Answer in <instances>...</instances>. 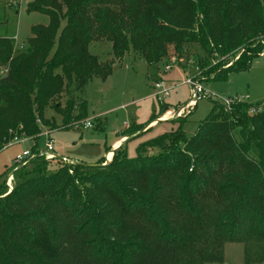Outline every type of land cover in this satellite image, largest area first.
I'll use <instances>...</instances> for the list:
<instances>
[{"label": "trees", "instance_id": "1", "mask_svg": "<svg viewBox=\"0 0 264 264\" xmlns=\"http://www.w3.org/2000/svg\"><path fill=\"white\" fill-rule=\"evenodd\" d=\"M88 1L33 0L34 7L27 11L45 13L49 22L32 26L28 47L12 56L13 63H7L12 41L0 36V70L4 69L0 75V150L17 137L32 140L31 150L37 152L36 143L42 130L38 121L54 124L46 117L48 107L61 115L65 129L82 123L87 117V101L78 98L75 92L83 91L93 76L106 78L113 66L112 62L102 63L98 55L90 53V43L97 35L106 33L112 39L117 58L131 46L149 64L156 63L165 51L148 50V45L144 41L141 45L131 32L129 39H122V32L128 31L131 22L154 29L173 26L189 32L190 38H195L204 49L212 45L224 54L244 46L246 50L234 63L217 71L210 70L214 79H226L233 70L248 69L251 59L264 49V8L256 10L253 5L244 4L238 8L246 13H240L236 7L227 6L224 21L199 23V32L192 35L191 24L172 9V0H158L156 13L149 10L147 0H129L123 9L97 5L95 12L88 13L84 7ZM231 1L238 6L239 0ZM64 7L68 18L59 32V17L54 15ZM248 23L252 24L251 28L243 32ZM64 93L68 97L62 104ZM236 128H240L242 141L233 133ZM178 142L183 144L182 148L195 152L193 160L182 150L160 151L152 156L138 152L129 157L120 145L107 164L76 162L73 166L76 171L95 174L99 193L120 199L125 184L132 194L130 199H138L140 206L136 208L144 216L138 218V228L132 232L135 245L127 246V264H204L213 256L207 258L195 238L202 229L214 236L212 249L220 248L223 240L247 238L254 233L261 238L263 249L258 260L264 261V100L244 102L232 98L228 108L216 102L196 134L189 138L182 134ZM57 157L54 171L48 170L50 160L42 155L30 158L27 162L47 163L41 167L45 172H31L37 174L33 176L21 174L22 179L13 190L0 198V264L6 260H10L8 264H23L29 255L31 264H119L114 259L100 258L91 249L92 240L84 232L82 222L74 227L72 221H62L61 211L68 206L55 196L54 188L59 177L70 168L62 162V157ZM182 168L185 174L181 173ZM110 172L117 174L116 178L110 179ZM148 172L153 174L150 181L144 179ZM109 179L108 186H103ZM178 180L185 183L178 186ZM108 196H98L104 215L110 220L121 218L123 212L113 208ZM13 216L20 217L22 240L9 229V224H15ZM46 221L53 224L46 227L53 241L58 238L56 224L63 227L68 249L59 255L41 249L47 247L43 237L38 238L37 234ZM15 246L20 250L16 251ZM137 252L144 256L137 258Z\"/></svg>", "mask_w": 264, "mask_h": 264}, {"label": "rangeland", "instance_id": "2", "mask_svg": "<svg viewBox=\"0 0 264 264\" xmlns=\"http://www.w3.org/2000/svg\"><path fill=\"white\" fill-rule=\"evenodd\" d=\"M32 1L0 0V36L12 41L11 56L7 63H13L12 56L28 47L33 25L49 22L47 14L27 11L28 8L34 7ZM147 1L149 10L156 13L158 0ZM128 2L129 0L115 2L90 0L84 4V7L86 12L93 13L97 5L102 7L114 5L118 9H123ZM244 4L253 5L256 10L264 8V0H239L238 6H235L231 0H172V9L183 15V19L191 24L192 28L189 31L194 35L193 33L199 32L197 27L199 23L224 21L227 16V6L236 7L240 13H246L245 10L238 8ZM67 14L68 10L64 7L61 12L54 15L59 17V32L67 22ZM126 15L129 16L128 13ZM240 17L243 18L241 15ZM243 24L245 25L246 22L244 21ZM251 25L248 23L247 29L243 32L249 30ZM158 29L131 22L128 31L125 32L126 35L122 32V39H129L128 35L131 32L134 39H140L141 45L143 41L148 45H145L148 50L155 49L158 53L165 51L164 56L154 64H149L142 57V53L135 51L131 46L120 58H117L112 39L106 33L97 35L90 43V53L98 55L102 63L112 62L113 66L106 78L93 76L88 80L83 91L75 92L78 98L84 97L87 101V117L78 126L65 129L62 127L61 115L53 107H48L46 117L51 122L54 121L55 125L38 121L42 130L36 143L37 148L44 149L48 138L53 139L56 154L62 157V162L70 168L59 177L57 186L54 188L57 189L55 196L62 199L68 206L61 211L62 221H72L74 227L76 223L82 222L84 232L92 240L91 249L99 253L100 258L114 259L119 264L128 263L127 246L135 245L132 232L138 228V218L144 216L143 211L136 208L140 206L139 201L136 198L130 199L132 194L125 184L122 187L123 197L120 199L108 193H99L96 190L98 188L96 178L93 177L95 174L87 170L76 171L74 164L78 162L95 165L112 161L114 150L120 146L114 148L112 145L128 131L129 127V132L120 148L127 156L134 157L138 152L144 156H152L158 155L160 151L170 153L182 150L184 155L193 160L195 152L182 148L183 144L178 140L182 134L188 138L196 134L201 123L211 113L214 103L220 102L228 108L227 101L230 102L232 98L244 102L264 100V49L251 59L248 69L233 70L226 79H214V72L210 70L217 71L219 67H227L234 63L246 50L244 46L224 54L212 45L204 49L195 38H190L187 31H180L170 25ZM237 32L240 37V29ZM159 43H163L164 46H160ZM54 48L55 46L53 50ZM3 74L4 69L0 70V75ZM187 79L196 82L200 89L196 91L194 83L186 82ZM160 91H167L168 95L161 96L160 99L157 96ZM196 94L198 98L194 100ZM67 97L66 93L61 96L62 104ZM87 121H90V126H86ZM178 129L183 130L184 133H180ZM239 129L236 128L233 133L238 141H242ZM170 132L173 133L170 135ZM32 145L33 141L29 138L15 137L14 141L0 150V198L13 190L22 179L21 174L30 173L29 176H33L37 174H31V172H45L41 167L47 166V163L39 161L30 163L27 162L28 160L15 163L16 154L26 149L31 150ZM108 151L111 152V156L110 153L106 156ZM42 156L48 159L47 161L50 160L48 170L54 171L57 168L58 157L51 161L45 155ZM219 166L224 170L221 164ZM37 168L38 171H35L34 169ZM188 171L190 170L187 169ZM181 173L185 174L184 168L181 169ZM110 175V179L117 176L111 172ZM146 175L144 179L150 181L152 172ZM110 179L103 186H108ZM99 181L101 182V179ZM184 183L180 180L177 185L182 186ZM104 194L112 199L113 205H111L114 209L123 212L121 218L110 220L104 215L101 198L98 199L99 195ZM149 212L146 211L147 214ZM13 217L15 224H9V229H13L17 237L22 240L19 235L21 228L18 224L20 217ZM50 225L53 224L44 222L37 237H43L47 247H41L42 250L48 249L52 255H59L68 249L64 244L63 227L59 223L56 224L59 229V232L57 230L58 238L53 241L52 235L46 228ZM199 233V236L195 238L202 251L207 253V258L210 255L213 256L204 264H264V261L258 260L263 250L261 238L254 233L247 238L240 236L232 241L223 240L218 249L211 247L214 246L212 234L203 229ZM251 236L253 238H249ZM20 240H18L19 245ZM15 250L19 251L20 247L15 246ZM135 255L137 258L144 256L142 252H137ZM29 259L30 255L23 264H28ZM7 261L10 262L6 260L4 263L8 264Z\"/></svg>", "mask_w": 264, "mask_h": 264}, {"label": "built area", "instance_id": "3", "mask_svg": "<svg viewBox=\"0 0 264 264\" xmlns=\"http://www.w3.org/2000/svg\"><path fill=\"white\" fill-rule=\"evenodd\" d=\"M186 82L194 83L190 79H187ZM157 86H159V84H157ZM193 86H194L196 91H198L200 89V87L197 86L196 82L193 84ZM166 95H168L167 91H160V92L157 93V96L160 99H161V96H166ZM227 103H228L227 105L229 107L230 106V102L227 101ZM90 125H91L90 121H87L86 122V126H90ZM37 154L45 155L49 159L56 158L58 155L55 152V148H54V145H53V139L48 138L47 143H46V147L44 149H37V152H32V150H28V149L23 150L22 152L16 154L14 160H15V163H23L26 160H29L30 158L36 156ZM11 177H12V175H10V179H11Z\"/></svg>", "mask_w": 264, "mask_h": 264}, {"label": "crops", "instance_id": "4", "mask_svg": "<svg viewBox=\"0 0 264 264\" xmlns=\"http://www.w3.org/2000/svg\"><path fill=\"white\" fill-rule=\"evenodd\" d=\"M126 138V136H121L120 138H118L117 140L114 141L112 147L116 148L117 146L121 145L123 143V140ZM111 153V152H109ZM107 153L106 156L109 154Z\"/></svg>", "mask_w": 264, "mask_h": 264}, {"label": "water", "instance_id": "5", "mask_svg": "<svg viewBox=\"0 0 264 264\" xmlns=\"http://www.w3.org/2000/svg\"><path fill=\"white\" fill-rule=\"evenodd\" d=\"M197 98H198V94L195 95L194 100L197 99ZM82 164H86V163H82ZM86 165H93V164H86Z\"/></svg>", "mask_w": 264, "mask_h": 264}, {"label": "bare ground", "instance_id": "6", "mask_svg": "<svg viewBox=\"0 0 264 264\" xmlns=\"http://www.w3.org/2000/svg\"><path fill=\"white\" fill-rule=\"evenodd\" d=\"M110 156H111V153H110Z\"/></svg>", "mask_w": 264, "mask_h": 264}]
</instances>
